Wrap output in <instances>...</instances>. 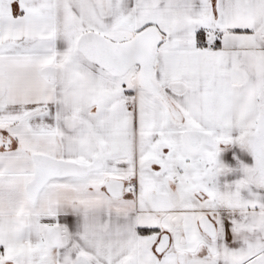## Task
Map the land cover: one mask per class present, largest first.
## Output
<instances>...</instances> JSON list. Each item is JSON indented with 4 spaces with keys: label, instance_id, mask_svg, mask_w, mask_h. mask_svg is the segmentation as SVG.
<instances>
[{
    "label": "snow or ice",
    "instance_id": "1",
    "mask_svg": "<svg viewBox=\"0 0 264 264\" xmlns=\"http://www.w3.org/2000/svg\"><path fill=\"white\" fill-rule=\"evenodd\" d=\"M0 264H264V0H0Z\"/></svg>",
    "mask_w": 264,
    "mask_h": 264
}]
</instances>
